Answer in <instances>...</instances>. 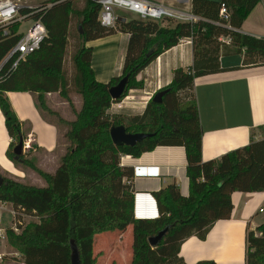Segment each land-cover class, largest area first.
<instances>
[{
  "label": "trees",
  "instance_id": "1",
  "mask_svg": "<svg viewBox=\"0 0 264 264\" xmlns=\"http://www.w3.org/2000/svg\"><path fill=\"white\" fill-rule=\"evenodd\" d=\"M260 1L193 0L192 14L198 19L173 25H163L172 19L158 22L127 17L118 18L114 26H103L98 20L100 0H83L82 6L78 0H46L21 9L22 16L41 20L47 29L40 48L16 69L11 68L14 57L0 69V108L12 138L8 156L46 181L45 186H36L0 174V202L39 218L25 224L19 220L18 232L13 227L6 229L8 242L23 256L24 264H72L74 249L80 264H95L96 237L128 225L132 226L129 264H186L180 255L181 245L191 236L205 239L218 220L231 217L233 192L264 191V139H252L220 159L203 160V128L194 92L196 78L223 69L222 37L231 39V46L224 50L243 54L245 66L264 65V37L240 31ZM223 6L228 20L220 17ZM73 19L78 44L72 54L74 73L70 79L65 62ZM20 25L18 21L8 25L7 35L0 26V65L20 39ZM118 32L130 36L122 72L101 82L92 66L94 47L87 43ZM186 38L192 41L194 62L174 70L172 81L160 90L164 91L162 102L152 97L143 114L129 118L108 113L112 103L121 101L129 90L144 87V81L137 79L142 71ZM125 76L124 93L114 100L110 88ZM72 86L82 98L80 109L71 100ZM11 91L35 94L39 109L67 127V150L55 173L41 170L26 157L34 144L26 153L15 154V146L21 140L25 143L27 135L7 96ZM52 92L70 102L74 119H65L48 106L45 97ZM119 125L127 132L150 135L135 145H118L110 131ZM159 145L185 147L190 194L183 196L175 183L169 184L154 194L160 216L137 218L135 170L122 165L121 158L139 157ZM166 227L163 238L152 245L149 239ZM246 264H264V223L247 233Z\"/></svg>",
  "mask_w": 264,
  "mask_h": 264
},
{
  "label": "crops",
  "instance_id": "2",
  "mask_svg": "<svg viewBox=\"0 0 264 264\" xmlns=\"http://www.w3.org/2000/svg\"><path fill=\"white\" fill-rule=\"evenodd\" d=\"M150 1L192 14L193 0ZM116 13L118 18L129 16L126 11L120 9H117ZM163 25L168 24L163 23ZM240 31L256 37H264V0H261L251 11ZM129 37V34L118 32L87 43V46L94 47L92 66L97 80L106 83L112 77L121 74ZM230 46V44H222L221 71L199 76L195 80L194 92L203 128L204 161L220 159L226 153L248 145L252 139H264V65L245 66L243 54L224 50ZM112 51H118L116 54L118 60L113 67L109 60ZM193 62L192 41L186 38L162 53L139 74L138 79L148 81L146 86L153 88L150 92L151 97L172 81L175 69L189 67ZM7 96L23 123L27 141L35 145L26 157L32 159L41 170L55 173L61 157L66 152L61 142L60 125L39 109L35 94L11 91ZM46 98L52 109L64 115L59 109L61 104L59 92L48 93ZM11 142L12 138L0 108V174L24 183L45 186L46 181L34 169L16 164L8 156ZM26 152L27 149L23 153ZM187 163L186 150L181 145H159L139 157L122 156L121 164L133 167L135 170L134 213L137 218L160 216L154 194L169 184L175 183L181 195L189 196L190 180L187 175ZM232 201L231 217L218 220L205 239L191 236L183 242L180 255L186 264L205 261L214 264H246L247 233L264 223V191H235L232 194ZM4 204L8 203L0 202V230L3 237L6 233V231L3 233L2 227L4 211L10 209L9 205ZM30 216L36 218V221L39 220L35 215ZM126 228L123 236L131 235L132 226L128 225ZM109 232H103L98 236H106ZM117 240L120 241L119 238ZM101 245H98L99 249ZM107 258L108 256L104 258V264Z\"/></svg>",
  "mask_w": 264,
  "mask_h": 264
},
{
  "label": "rangeland",
  "instance_id": "3",
  "mask_svg": "<svg viewBox=\"0 0 264 264\" xmlns=\"http://www.w3.org/2000/svg\"><path fill=\"white\" fill-rule=\"evenodd\" d=\"M21 5L22 4H27V5H38L39 3H42L46 0H17ZM78 3L80 6L83 5V0H78ZM128 13V17H136L138 18L135 14L133 13ZM177 20L172 19V21H159L163 22L168 25L174 24ZM29 22L24 21L22 22V25L20 27L21 31H24ZM72 36L69 41V47H68V54L66 56V62H65V68L68 72V77L72 79V75L74 73V66L72 62V54L76 50V46L78 44V39H77V26H76V20L73 19L72 21ZM118 51H112V55H110V63L111 66L116 64L118 60V56L116 57ZM120 54V53H119ZM121 56V54H120ZM98 57V56H97ZM138 79V78H137ZM139 80V79H138ZM144 81V87L143 88H136V89H131L129 90L128 94L119 102H114L112 103L111 107L108 109V113L110 115H121L123 117L129 118L134 115H141L144 113L148 101L153 97H150V92L153 90V88H149L148 86V81L142 79ZM70 97L73 102V105L80 109L82 105V98L81 96L76 92L74 86L70 89ZM150 97V98H149ZM185 97V96H183ZM46 102L47 98L45 97ZM61 104L59 105V109L63 111L62 117H68V118H74L73 116V111H72V106L70 105V102L67 101L65 98L61 96ZM48 104V102H47ZM49 106V105H48ZM50 107V106H49ZM51 108V107H50ZM52 109V108H51ZM54 110V109H52ZM56 111V110H54ZM49 115L48 113H46ZM50 118L54 121H56L60 125L61 129V142L64 144L63 148L66 149L68 146L67 139L65 137V133L67 130V127L61 123L58 122L57 117L49 115ZM63 117V118H65ZM66 119V118H65ZM28 150V148H25ZM67 150V149H66ZM4 205H9L10 209H7L4 211V224L2 225L3 233H5L7 228H12L15 227L16 224H19V220L23 222V224L28 223L33 220H37L34 217H31L30 214H26L20 210H15L13 205L11 203L4 204ZM127 228L126 227H121L119 229H115L114 231H110L109 233H106V236H97L96 238V246H95V251L94 255L96 258V263L95 264H104V258L108 256L106 259V264H129V261L131 259L130 253V245H131V235L128 236H123L126 232ZM19 231V229H18ZM2 230H0V264H24L23 256L14 248L13 246L10 245L6 238V233L5 237L2 236ZM258 235H260L258 233ZM3 237V238H2ZM128 237V238H127ZM120 239L117 240V239ZM101 245V249L98 248V245ZM97 248V249H96ZM126 251V253H125ZM128 254V255H127Z\"/></svg>",
  "mask_w": 264,
  "mask_h": 264
},
{
  "label": "built area",
  "instance_id": "4",
  "mask_svg": "<svg viewBox=\"0 0 264 264\" xmlns=\"http://www.w3.org/2000/svg\"><path fill=\"white\" fill-rule=\"evenodd\" d=\"M100 3L102 8L99 13L98 20L103 26L107 27L115 25L118 19V15L116 13L117 9L133 13L142 20H152L158 22L164 21L165 19H175L177 21H195L198 19V17L193 14L183 13L164 4L155 3L150 0H100ZM36 6L37 5L24 6L17 0H0V26L5 27V35L10 33L8 25L17 21L21 22V25L24 21L29 22L24 31H21L19 28L21 37L16 46L4 59L5 61L9 58V61L14 57L11 65L12 69H16L21 61L37 51L40 48L43 39L47 36V29L41 20L27 19L25 16L20 14L23 7L34 8ZM220 17L223 20L229 19V13L225 6H223L220 10ZM221 41L226 44H231L230 37H222ZM1 65L0 69L3 67H1ZM30 145L31 141H26L24 143L25 148H29ZM13 229L18 232L17 225L13 227Z\"/></svg>",
  "mask_w": 264,
  "mask_h": 264
},
{
  "label": "water",
  "instance_id": "5",
  "mask_svg": "<svg viewBox=\"0 0 264 264\" xmlns=\"http://www.w3.org/2000/svg\"><path fill=\"white\" fill-rule=\"evenodd\" d=\"M121 20H125L124 17L119 18ZM9 58H7L1 67L8 61ZM128 83V77L125 76L123 77L117 84L113 85L110 88V94L114 100L120 99L121 96L124 93V90L127 86ZM164 91H159L153 96V100L155 102H162V97H163ZM111 137L114 141V143L118 145H135L137 142L143 140L147 136H149V133H132V132H127V129L124 125H119V126H114L111 128ZM25 150L24 147V141L21 140L14 148L15 154L18 156L22 154ZM3 183V178L0 176V185ZM169 227H166L165 229L161 230L156 236L151 237L150 243L152 245H156L159 243V241L163 238L165 233L168 231ZM72 264H80L79 260V255L77 249L73 250L72 254Z\"/></svg>",
  "mask_w": 264,
  "mask_h": 264
}]
</instances>
